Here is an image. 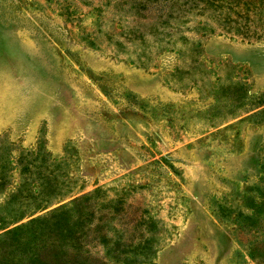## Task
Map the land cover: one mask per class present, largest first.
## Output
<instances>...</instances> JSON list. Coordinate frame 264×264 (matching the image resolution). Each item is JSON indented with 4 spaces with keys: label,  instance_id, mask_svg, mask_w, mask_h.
Here are the masks:
<instances>
[{
    "label": "rangeland",
    "instance_id": "obj_1",
    "mask_svg": "<svg viewBox=\"0 0 264 264\" xmlns=\"http://www.w3.org/2000/svg\"><path fill=\"white\" fill-rule=\"evenodd\" d=\"M128 4L0 0V136L97 188L126 236L151 220L148 264H264V36L141 48Z\"/></svg>",
    "mask_w": 264,
    "mask_h": 264
},
{
    "label": "trees",
    "instance_id": "obj_2",
    "mask_svg": "<svg viewBox=\"0 0 264 264\" xmlns=\"http://www.w3.org/2000/svg\"><path fill=\"white\" fill-rule=\"evenodd\" d=\"M125 1L137 17L128 33L137 31L141 48H147L143 34H159L158 41L172 35V43L188 41V31L215 28L264 36V0ZM14 149L0 136V192L6 190L0 203V264H108L106 258L113 264H148L158 241L151 220L135 239L126 236L123 224L110 221L117 210L110 209L109 199H95L97 188L74 195L60 177V160H49L42 146L13 155Z\"/></svg>",
    "mask_w": 264,
    "mask_h": 264
}]
</instances>
